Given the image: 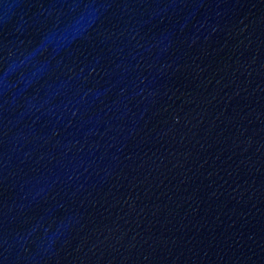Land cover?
<instances>
[{"label":"water","instance_id":"1","mask_svg":"<svg viewBox=\"0 0 264 264\" xmlns=\"http://www.w3.org/2000/svg\"><path fill=\"white\" fill-rule=\"evenodd\" d=\"M0 264H264V0H0Z\"/></svg>","mask_w":264,"mask_h":264}]
</instances>
